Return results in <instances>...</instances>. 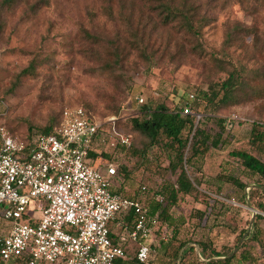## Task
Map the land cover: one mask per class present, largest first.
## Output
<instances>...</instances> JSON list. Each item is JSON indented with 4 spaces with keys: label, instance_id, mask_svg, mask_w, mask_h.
Masks as SVG:
<instances>
[{
    "label": "rangeland",
    "instance_id": "obj_1",
    "mask_svg": "<svg viewBox=\"0 0 264 264\" xmlns=\"http://www.w3.org/2000/svg\"><path fill=\"white\" fill-rule=\"evenodd\" d=\"M165 1L0 0V129L26 142L56 124L67 106L84 105L101 120L117 115L134 134L135 151L123 157L122 145L103 132L101 156L124 160V193L153 205L175 180L169 160L176 145L162 132L152 142L134 117H147L144 104L179 109L183 97L198 93L206 114L198 126L222 141L192 155L194 128L184 131V167L199 183L179 193L167 218L158 216L150 264H177L183 248L181 264H205L202 256L213 249L222 253L215 258L231 257L223 264H264V218L256 216L264 215V177L238 153L264 161V0H170L192 6L200 32L182 15L164 20ZM230 72L236 88L222 98ZM118 178L114 188L122 185ZM46 203L32 199L29 215L40 217ZM2 214L0 206V242L12 224Z\"/></svg>",
    "mask_w": 264,
    "mask_h": 264
},
{
    "label": "built area",
    "instance_id": "obj_2",
    "mask_svg": "<svg viewBox=\"0 0 264 264\" xmlns=\"http://www.w3.org/2000/svg\"><path fill=\"white\" fill-rule=\"evenodd\" d=\"M203 100L190 92L180 104L181 113L194 115L195 127L206 116L200 108ZM118 119L111 115L101 120L84 105H74L63 109L53 130L40 132L31 141H19L0 129V206L4 220L12 221L1 238V260L116 264L136 250L139 260L151 261L158 215L141 198L113 187L112 179L124 180L119 169L125 161L115 156L108 161L97 146L100 134L108 132L125 156L133 135L118 127ZM98 159L105 164L96 163ZM34 198L47 201L36 219L28 213ZM156 199L164 201V194L158 192ZM26 218L29 221H23Z\"/></svg>",
    "mask_w": 264,
    "mask_h": 264
},
{
    "label": "trees",
    "instance_id": "obj_3",
    "mask_svg": "<svg viewBox=\"0 0 264 264\" xmlns=\"http://www.w3.org/2000/svg\"><path fill=\"white\" fill-rule=\"evenodd\" d=\"M185 3L188 0H183ZM162 7L165 8V19L166 21L172 20L177 18L178 16L182 15L185 19V24L188 27L190 31L193 32H200L201 31V25H197L194 20V16L191 14L192 6L186 7V5L180 6L175 5L170 0H166L162 3ZM32 65L25 68V71L31 70ZM236 82H237V75L236 72H230V75L228 78L222 81V87L226 90L223 93L222 98H228V96L233 92V90L236 88ZM189 94V93H188ZM188 97L186 95L183 97V99L180 101V104L183 100H185ZM180 104L179 109H180ZM145 108L146 113L148 114L146 118L143 120H139L138 117H134L135 126L140 129L143 133L148 135L152 142L157 140L158 134L160 132L164 133L167 137L171 138V142L174 145H176V153L173 156V158H170L169 160V168L171 169V172H173L175 175V180L173 183L165 185L164 188L160 191L164 194V200L165 201H158L156 200V203L153 205H149V209L151 213H155L158 211V216L167 218L168 217V208L170 205H172L174 202H176L178 195L180 192L183 193H191L193 190L196 189V183H199L196 177H191L184 167V147L187 144V138L184 137L183 133L185 130H192L194 128V136L195 141L193 142V145L191 146L192 155H203L207 149L210 147V145L215 144L218 145L221 143L220 134L216 138L207 130L204 128H200L199 126L195 127V117L191 114H183L180 112L179 109H170L164 102L158 103L154 106V108H150L148 105H143ZM63 111V110H62ZM62 112L54 125L46 126L43 130L44 132H49L54 129L56 125L59 124L61 119ZM120 117L117 120V125L120 129L124 130V127L120 124ZM220 121L223 120V118L219 119ZM199 127V128H198ZM132 133L131 131H128ZM38 134V133H37ZM36 134V135H37ZM34 135L31 139L28 141H31L36 136ZM133 135V141L129 146L125 147V156H132L133 152L135 151V143H134V134ZM213 138V140H210V138ZM242 158L244 165L253 170L254 172H257L261 174L264 177V161H262L257 156L245 152V151H239L238 152ZM120 169L126 170V175L123 173L122 176L124 180L121 182L120 189H124V184H126V179L128 177V168L127 163L123 162ZM237 181L235 178L233 179ZM238 182V181H237ZM239 184L244 187L245 184L242 182H239ZM124 191V190H123ZM147 204V203H146ZM263 210H264V204H263ZM259 218H264V215L262 213H257L256 215ZM3 217V216H2ZM133 217L132 212L129 213V215L126 216V220H128V223H131V219ZM253 238L258 239V233H253ZM186 244L183 243L182 246ZM201 248L204 252H206V244L201 243ZM186 248L181 249V254L177 258V264H181L182 260V254L185 251ZM135 252L134 255L131 253ZM214 255L222 256V253L219 251L213 249ZM214 255H209L207 257H203L202 260L205 261V264H223V262L230 261L231 257H225V259L221 258H215ZM244 259H248V256H243ZM1 259V257H0ZM18 260V261H17ZM17 260L13 262H20L22 263L25 261V257H19ZM152 260V259H151ZM8 263V262H6ZM150 264L145 263L138 259L136 256V250L131 251L129 253V257L127 259H121L119 258L116 262V264Z\"/></svg>",
    "mask_w": 264,
    "mask_h": 264
}]
</instances>
